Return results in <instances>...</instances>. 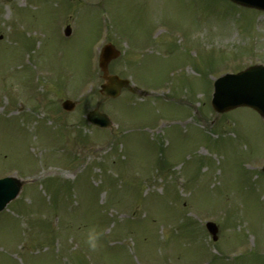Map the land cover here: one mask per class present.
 <instances>
[{"label": "rangeland", "instance_id": "1", "mask_svg": "<svg viewBox=\"0 0 264 264\" xmlns=\"http://www.w3.org/2000/svg\"><path fill=\"white\" fill-rule=\"evenodd\" d=\"M105 34L124 50L111 72L145 87L164 76L169 93L103 100L107 135L81 121L99 99L86 66ZM253 63L264 64V13L221 0H0V176L30 180L0 212V264H264V121L210 108L213 78ZM34 93L48 96L44 114ZM65 98L77 105L58 113Z\"/></svg>", "mask_w": 264, "mask_h": 264}, {"label": "water", "instance_id": "2", "mask_svg": "<svg viewBox=\"0 0 264 264\" xmlns=\"http://www.w3.org/2000/svg\"><path fill=\"white\" fill-rule=\"evenodd\" d=\"M235 2L264 9V0H233ZM117 55L112 47L106 46L101 56V68L107 83L102 85L101 92L108 96H115L119 88L126 84L114 76L107 75L108 60ZM213 107L223 112L238 105H247L256 109L264 118V66L256 65L235 75H224L215 82V91L212 98ZM89 120L99 125L108 124V120L96 110L89 114ZM264 170V167H263ZM16 181V180H15ZM8 180L0 182V208L6 200L12 198L18 190L19 182ZM17 183V184H16ZM18 185V186H17ZM209 231L216 239L217 228L213 223H207Z\"/></svg>", "mask_w": 264, "mask_h": 264}, {"label": "clouds", "instance_id": "3", "mask_svg": "<svg viewBox=\"0 0 264 264\" xmlns=\"http://www.w3.org/2000/svg\"><path fill=\"white\" fill-rule=\"evenodd\" d=\"M101 236L102 232L98 231L96 228L89 231L87 243L91 249L95 250L99 246Z\"/></svg>", "mask_w": 264, "mask_h": 264}]
</instances>
